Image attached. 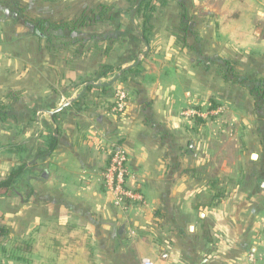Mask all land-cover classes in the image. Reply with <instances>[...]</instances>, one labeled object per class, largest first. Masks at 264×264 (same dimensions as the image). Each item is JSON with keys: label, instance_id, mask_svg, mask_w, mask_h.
I'll list each match as a JSON object with an SVG mask.
<instances>
[{"label": "crops", "instance_id": "obj_1", "mask_svg": "<svg viewBox=\"0 0 264 264\" xmlns=\"http://www.w3.org/2000/svg\"><path fill=\"white\" fill-rule=\"evenodd\" d=\"M167 1L172 8H156L153 17L161 20L153 23L149 51L132 71L97 78L102 57L89 56L87 64L68 60L66 73L56 74L50 44L29 22L76 20L103 0H0V97L23 90L34 113L48 95L53 106L37 111L58 138L52 153L28 162L23 199L15 189L13 202L22 200L24 210L12 211L11 224L5 222L11 236L26 238L30 256L39 243V261L26 257L27 264H114L128 256L125 242H140L148 222L160 230L167 221L172 227L161 248L178 249L183 264H252L249 253L264 219V45L228 35L225 24L242 19L240 11L221 16L207 0ZM250 1L252 16L264 22V0ZM251 32L260 37L264 27ZM219 58L248 78L245 85L233 74L225 78ZM122 73L129 100L117 116L110 114L113 97L106 93ZM253 88L263 89V102L257 103ZM65 103L53 123L48 111ZM209 104L230 109L229 138L209 134L206 119L182 114ZM33 136L27 132L25 140L36 141ZM113 141L127 151L132 183L147 202L128 213L114 205L102 182ZM39 148L36 143L34 151Z\"/></svg>", "mask_w": 264, "mask_h": 264}, {"label": "rangeland", "instance_id": "obj_2", "mask_svg": "<svg viewBox=\"0 0 264 264\" xmlns=\"http://www.w3.org/2000/svg\"><path fill=\"white\" fill-rule=\"evenodd\" d=\"M103 1V3L115 5V11L112 10L114 12V18L100 21L92 20L91 22L87 20L86 24L88 25L83 26L77 33L75 32L73 36H71L84 37L83 41L79 44H72L70 41H68L71 37H59L53 40V45L50 46L51 57L49 64L51 66H54V69L56 66L59 67L56 71V74L66 73L64 67L67 68L68 64H70L68 60L74 59L76 61H80L81 59L82 62L86 61V63L84 64H87L88 62L86 58H88L89 56L95 57L96 60L98 59V57H102V59H104L106 63L101 64L114 65L116 71L111 76L121 72L124 73V71L122 70L125 67H128L129 64L126 61L129 58L136 57L138 59L139 56H141L142 54H146L149 51V46L147 45L148 41L145 42L141 39L143 34L142 23L145 20V16L151 17L147 23L148 34L152 31L153 23L155 24L156 21L160 22L161 20V18L155 19L153 17L156 15V8L158 7L161 10L165 9L166 11H169L172 8L169 3H167V0H153L152 3L155 6L154 9L143 11L142 13L134 16L131 14H127L126 12L130 5V2H128L127 0ZM207 2L210 6L217 9L222 14L221 16L235 11H240L242 13V19H237L238 21L234 20V22L227 21L228 23L225 24L228 35L231 34L233 36H240V38L243 39L242 41L251 40V42H255V44L253 45H256V47L264 45V35L261 34L260 37H258L251 32V30L255 27H264V22L260 21L257 17L254 18L251 14V12L255 11L254 3H252L250 0H207ZM99 4H97L95 7H97ZM90 9L91 7H85L80 16H85L87 14L92 15ZM110 14L111 12L106 14V16L110 17ZM153 18L155 19V21ZM37 19H33L31 21L36 22ZM223 20V18H220L219 20L217 19V21ZM135 21H139L138 27L135 25ZM122 27H124L125 30L121 34L120 28ZM68 42L70 44H67ZM118 67H122V70L119 71ZM77 70L78 72H80L81 70H83V66H78ZM54 72L55 71H53V73ZM240 75L241 77L244 76V74L241 73ZM95 77H97L96 73ZM125 77L128 78V76L122 75L120 80L122 79L123 82L120 81V83H117L116 85H114V87L112 86V88H110V90L106 93V95L113 97V102L117 99L116 93L118 89L125 88L126 86V81L124 82ZM245 82H247V80ZM51 83H54V81H49L48 86ZM51 90L52 89L48 87L46 92L49 94ZM103 91H107V89L104 88ZM262 91V88L260 90L253 88L250 92L251 94L258 93V97H256L257 103L263 102V97H261ZM19 93L20 94L18 95V97L11 100V104L8 105V108L2 109V115L0 114V176H4V174H7L8 170L11 171L12 169L18 168L25 164L24 172L18 179H16L15 184L7 192H4L0 195L2 196V200L0 203V216L2 217V219L0 222L3 225H5V222L11 224V222L9 221L10 216H7L9 213L14 210H24L22 200L17 203H13L16 202V198H18L16 195V190L17 194L20 193V198L23 199L22 189L24 185V178L27 174H25V172L28 169V162L33 161L35 157H40L39 153L41 152L42 148L44 150L47 149L48 136L49 133H52V125L47 124L44 120L45 118L40 119L42 114H40L37 109L41 105L43 107L53 106L54 100H52L51 98L48 99L49 97L47 95L43 98L44 101L48 102L47 105L41 104L37 107V109H33L34 113H30L32 110L30 111L29 108H32V106L34 107V105L32 104V106H30L29 104V94H24L23 90L19 91ZM206 107L209 108L214 106L213 104H209ZM27 109L28 111H25ZM229 111L230 109L227 110V108H222L219 113L211 114L206 118V120H204L208 124L207 131L209 134H214L215 132L217 134H221L220 137L223 138H229V136H231L229 135V124L231 125L230 122L232 118L230 116L231 112ZM122 115L123 114L117 116ZM43 117L48 118V115H43ZM31 125L32 127H30ZM27 132H31V134L33 135L37 134V139L35 136H33L32 138L34 139L35 137L36 141H26L25 137L27 135ZM36 143L38 144V147H41V149L39 148L40 150L36 149L34 151ZM9 192L12 194L11 197L8 196ZM5 217L8 218L6 219ZM162 220L166 221L165 218H163ZM148 223L149 225L147 226L146 230H143L144 233L139 234L141 239L139 240L140 242H136L135 244H132L131 241L125 242L124 247L127 249L128 256L124 259L118 258V260H116L114 264H141V260L146 258L152 260L153 264L185 263L182 255L175 253V250L179 252V250L176 248L173 249L169 247V252L171 253L172 251L170 257L162 255V252L169 253L165 246L164 249L161 248L163 247V241L161 240H167L169 238V229L172 227L171 223H169L168 221L164 222L163 225L158 226L160 230L156 229V224H153V226H151L152 223ZM26 241V238L24 242L23 238L17 237L15 233H13L12 236L11 233H9L7 236L0 238V264H27L26 257H29V259H33V261L35 262H38L39 243L36 242L35 244L36 249H34L33 251L34 256H30L29 253H26L27 245L22 244V246H19L20 243H26ZM124 247L120 248L123 249ZM139 253L143 255L142 258H139L137 256L139 255Z\"/></svg>", "mask_w": 264, "mask_h": 264}, {"label": "trees", "instance_id": "obj_3", "mask_svg": "<svg viewBox=\"0 0 264 264\" xmlns=\"http://www.w3.org/2000/svg\"><path fill=\"white\" fill-rule=\"evenodd\" d=\"M130 2V5L127 9V14L131 15H138L139 13H142L143 11H148L149 9H154L155 6L153 5V0H127ZM115 11V5L114 4H107V3H100L97 7L91 8L90 12L92 15H85L80 16L76 20H60V21H51L49 19H37L35 22H30L31 28L34 30L35 34L38 36L45 38L47 42L50 44V46L53 45V40L59 38V37H71L73 34L78 32L83 26L88 25L86 24V21L89 20L90 22L92 20H105L114 18V12ZM111 12L110 17H107L106 14ZM151 17L145 16V20L142 23L143 28V34H142V40L145 42L148 41L147 39V23L150 20ZM135 25L139 26V21H135ZM84 37H71L68 41H70L72 44H79L83 41ZM67 44H70L69 42ZM221 60V64L218 65L219 70L223 71L226 68V75L225 78L228 79V75H234V77L240 82L241 84L245 85V81L248 79L246 76L241 77L240 74L236 73L234 68L230 66V61L228 59L219 58ZM138 59L136 57L129 58L126 62H130L131 65L129 67H125L123 71H132V68L137 65ZM118 70L121 71L122 67H118ZM116 68L114 65L111 64H101L98 67V70L96 71V76L98 78H106L111 76L113 73H115ZM123 75V74H122ZM94 86L92 84H89L87 86L88 90H91ZM257 90H260V88H257ZM18 90H10L6 95L0 97V114L2 115V109L8 108V105L11 104V100L13 98L18 97L19 95ZM53 123L56 122V114L52 116ZM203 122L201 119L197 120ZM57 131L54 129L52 133L48 136V147L46 150L39 153V155L43 154H50L52 153L58 144V138H57ZM25 164L12 169L9 174L4 178L0 180V195L4 192H7L16 182V179H18L24 172ZM2 217L0 216V221ZM9 234V229L6 225H3L0 222V238L5 237ZM26 245V243H20L19 246ZM28 247V246H27Z\"/></svg>", "mask_w": 264, "mask_h": 264}, {"label": "built area", "instance_id": "obj_4", "mask_svg": "<svg viewBox=\"0 0 264 264\" xmlns=\"http://www.w3.org/2000/svg\"><path fill=\"white\" fill-rule=\"evenodd\" d=\"M116 97V101L111 105L110 114H124L128 104V90L126 88L118 89ZM220 110L222 109L214 107L206 109L190 107L184 109L182 114L189 120L194 118L206 119L211 114L219 113ZM108 153L109 162L102 173V182L106 190L113 196L114 205H116L122 213H128L132 208L140 209L143 205H146L147 202L145 195L134 183H132L127 151L122 147L119 141H113L108 146ZM249 261L252 264L264 261V219L258 244L250 251ZM142 264H153V262L146 258L143 259Z\"/></svg>", "mask_w": 264, "mask_h": 264}, {"label": "water", "instance_id": "obj_5", "mask_svg": "<svg viewBox=\"0 0 264 264\" xmlns=\"http://www.w3.org/2000/svg\"><path fill=\"white\" fill-rule=\"evenodd\" d=\"M65 105H67V103L61 105L59 108H57V109H55V110L48 111V113H49L50 115H53L55 112L61 110ZM190 149H191V145H190V147H189V150H190ZM255 156H256V155H255ZM255 156H254V157H255ZM122 230H123V226L120 227V231H122Z\"/></svg>", "mask_w": 264, "mask_h": 264}]
</instances>
